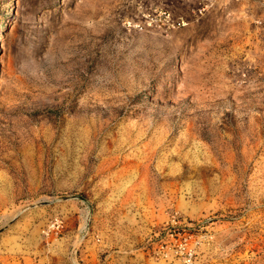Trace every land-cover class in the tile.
Wrapping results in <instances>:
<instances>
[{
	"label": "rangeland",
	"instance_id": "1",
	"mask_svg": "<svg viewBox=\"0 0 264 264\" xmlns=\"http://www.w3.org/2000/svg\"><path fill=\"white\" fill-rule=\"evenodd\" d=\"M0 264H264V0H0Z\"/></svg>",
	"mask_w": 264,
	"mask_h": 264
},
{
	"label": "built area",
	"instance_id": "2",
	"mask_svg": "<svg viewBox=\"0 0 264 264\" xmlns=\"http://www.w3.org/2000/svg\"><path fill=\"white\" fill-rule=\"evenodd\" d=\"M61 226H62L61 221L58 219H54L53 222L48 226V229L51 228V229L58 230L59 227Z\"/></svg>",
	"mask_w": 264,
	"mask_h": 264
}]
</instances>
